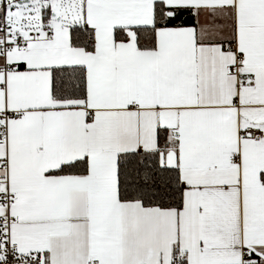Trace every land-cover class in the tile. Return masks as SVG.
I'll use <instances>...</instances> for the list:
<instances>
[{
    "label": "snow or ice",
    "instance_id": "snow-or-ice-1",
    "mask_svg": "<svg viewBox=\"0 0 264 264\" xmlns=\"http://www.w3.org/2000/svg\"><path fill=\"white\" fill-rule=\"evenodd\" d=\"M0 264H264V0H0Z\"/></svg>",
    "mask_w": 264,
    "mask_h": 264
}]
</instances>
